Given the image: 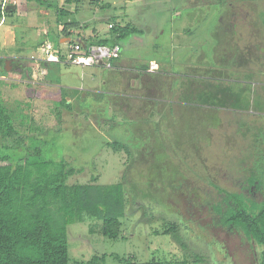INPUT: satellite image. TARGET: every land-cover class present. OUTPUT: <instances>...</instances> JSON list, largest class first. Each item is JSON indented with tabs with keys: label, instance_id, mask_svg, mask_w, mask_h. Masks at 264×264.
Returning <instances> with one entry per match:
<instances>
[{
	"label": "rangeland",
	"instance_id": "1",
	"mask_svg": "<svg viewBox=\"0 0 264 264\" xmlns=\"http://www.w3.org/2000/svg\"><path fill=\"white\" fill-rule=\"evenodd\" d=\"M48 1L55 9L58 2ZM102 1L97 12L81 11L63 21H87L78 32L100 38L111 36L110 25L123 28L131 23L126 21H132L135 33L122 42L121 62L136 60L143 66L154 61L156 73H118L129 76L124 79L129 84L125 86L123 81L120 85L111 76L115 84L101 88L102 93L95 85L97 92L88 91L87 76L72 65L66 73L51 69L45 82L41 73L44 62H40L38 73L31 77L43 81L41 86L24 83L30 79L27 75L0 80V104L10 111L18 133L15 139L21 144L19 151L28 146L38 148L46 160H65L78 170L68 180L72 185L93 183V178L95 184L104 186L128 182L129 205L119 219L120 237L103 236L98 219L84 218L71 224L70 264L102 255L107 256V264H118L116 256L142 263H181L197 256L203 261L199 264H254L255 243L217 228L211 207L225 192H238L246 168L248 174L249 169L262 168L263 151L257 148L261 137L256 132L264 129V28L259 21L264 17V0H194L185 7L182 0H170L165 7L171 8L168 12L173 23L167 20L165 34L159 36L147 24L148 15L142 13L147 5L144 0L131 4L116 0L118 5ZM230 3L236 6L232 29L205 25L203 17L214 19L220 12L229 15ZM3 5L1 54V49L7 52L4 49L9 43L17 47L37 39L43 28L51 30L47 40L54 49L61 46L52 22L55 10L42 22L47 10L34 2L3 0ZM10 6L15 10L8 12ZM188 15L196 19L188 21ZM179 21L196 25L190 38L180 36ZM138 29L144 32L141 37ZM135 39L140 42L133 43ZM13 62L15 69L24 63L28 72L36 70L33 61ZM101 95L104 98L97 100ZM229 96L235 100H226ZM64 100L66 106L71 103L69 109L60 106ZM113 140L129 146L131 154L113 152L106 145ZM16 144L12 139L4 143L9 147ZM167 227L175 230L162 233Z\"/></svg>",
	"mask_w": 264,
	"mask_h": 264
},
{
	"label": "trees",
	"instance_id": "2",
	"mask_svg": "<svg viewBox=\"0 0 264 264\" xmlns=\"http://www.w3.org/2000/svg\"><path fill=\"white\" fill-rule=\"evenodd\" d=\"M25 1L34 2L40 8H53V5L46 0ZM80 1L65 0L62 6L56 4L55 14L58 20L65 15V6H76ZM91 2L94 6H98L97 0ZM4 14L3 0H0V19ZM261 22L264 28V17L261 18ZM110 26L112 34L109 38L94 41L95 43L92 42L85 48L119 46L121 49L122 41L128 35L135 33L130 23H126V27L123 28L113 24ZM148 67L143 65L140 68L146 70ZM6 75L4 61L0 60V77ZM43 80L47 81L46 76ZM102 98H104L103 95L97 100ZM65 101L64 104L61 102L60 106L69 109L71 103L66 106ZM17 136L9 109L4 104H0V264H70L68 227L75 222H81L84 218L102 221L99 232L106 238L118 239L122 226L119 219L121 221V218L125 216V210L129 205L127 202L129 194L125 188L128 182L124 180V182L104 186L95 184L96 178H93V183L69 184V178L78 173V170L72 168L65 160L52 161L42 158L38 148L31 149L24 146L19 151L21 144L18 143V139H15ZM10 139L17 144L12 147L4 145ZM106 145L115 153L124 150L128 155L131 154L130 147L120 141H109ZM247 181L250 184L258 181L257 187L262 186L263 183L254 173ZM132 188L137 189L136 186ZM135 193L141 195L137 191ZM223 197L225 207H222L219 202L213 206L214 211L220 214V224L232 227L252 240L262 250L260 260L262 264L264 201L251 202L241 194L226 192ZM163 229L165 230L162 233H171L175 227ZM114 258L118 264H199L203 262L197 256L192 261L183 259L181 263L173 260H151L142 263L118 256ZM106 262L107 256L102 255L78 264H107Z\"/></svg>",
	"mask_w": 264,
	"mask_h": 264
},
{
	"label": "crops",
	"instance_id": "3",
	"mask_svg": "<svg viewBox=\"0 0 264 264\" xmlns=\"http://www.w3.org/2000/svg\"><path fill=\"white\" fill-rule=\"evenodd\" d=\"M46 1H48V0H46ZM56 1L58 2L57 4L59 6H62L63 2L65 0H56ZM91 1L92 0H81L76 6L70 5L68 9H67V6H65L64 10L66 11V13L62 18H60L58 20L56 15L52 18L53 19L52 22H55V24H56L55 29L57 30V37H58L59 42H60L59 44L61 45L59 47H56V49H59V50L67 49L68 46L70 45V43H72L73 41L78 43V44H81L82 47L84 48L85 46H87L88 44H90L92 42L95 43L99 40L109 38L108 36H106L104 38H100V37H98V35L96 37H94V35H96V34H93V36H90L89 34H87V32H83V33L78 32V29H82L86 26L87 21H85V22L84 21H81V22L69 21L66 23L63 21V19H65L66 17L73 19L74 15L80 13L81 11H83V12L88 11L91 13L93 11V13H94V12H97L98 9L100 10V5L102 4L103 1L98 0V6H94ZM107 1L111 2V4L107 3L109 5H118V3H120V1H116V0H107ZM140 1H143V0H140ZM144 1L147 2V5H146L145 9H142V13L144 12L148 15L147 24H149V26L152 27V28L150 27V29H152V32H154L155 35H158V36L164 35L165 34V22H167V20H168L169 23H173L172 17L170 18L171 14L168 12L169 10H171V8L165 7V6L169 5L168 3L170 0H144ZM199 1L205 3L204 0H199ZM48 2H50V1H48ZM124 2L127 4H131V3H134V0H124ZM182 2H183L184 7H185V4L189 5L190 2L194 3V0H182ZM194 5H196V4H193L192 6H194ZM71 7H73V8H71ZM46 10H47V12H43V14H42V17H43V18H41L42 22H43V19L46 18V16L50 17L51 13H53L52 11H54L55 9L51 8V9H46ZM218 14L219 15L217 17L215 16L214 19L212 17H209L207 19H205L203 17V22H205V25L212 26V24H214V25L216 24V29L222 28L223 30H227V31L232 29L234 26L233 22H232V19H233L232 14L229 13V15H228L224 12H222V13L220 12ZM78 15H80V14H78ZM35 16L38 18L39 15L36 14ZM188 16H189V17H187L189 19L188 21H192V19H196L195 17H190L191 15H188ZM107 17L108 16L105 15L103 17V19L106 20V19H108ZM220 18H222V19H220ZM125 19L131 20L128 17H125ZM248 19H249V17L246 16V20H248ZM185 20H186V18H185ZM259 21H261V19ZM126 22H131L134 25V23L132 21H126ZM203 22L202 23L198 22V24L201 25V24H203ZM131 23H130V25L132 27H134ZM179 23L181 25L180 27H182V32L180 33V36H184L185 38H187V37H189V35L191 33L192 34L194 33V32H191V30L195 29L194 28V27H196L195 24H192L191 22L188 23L186 21L183 23H181V21H179ZM224 23H225V25H224ZM64 25H66V26H64ZM261 25H262V22H261ZM145 27L146 26H144L143 28H145ZM262 27H263V25H262ZM46 30H48V31H46ZM46 30L43 28L41 33L37 32V33H40V34H38L37 39L36 38L28 39V40L24 41L23 43H20V45H18L17 47H15V46L13 47V45H11L10 43L7 44L6 48L4 49V51H7V52L3 53V51H2L3 49H1L2 54L0 53V60L4 61V66H5L6 61H8V60L10 61V64L8 65L9 71L7 72V75L5 77H0V80L6 79L9 75H23V77L28 76L30 78L29 81H26V79H25L24 83H28V85H29V82L32 84L38 83V85L41 86L43 81H40V82H42V83H40L38 80L32 79L33 77H31V76H34V73L36 74V72L38 73V69H39L38 66L41 67V65H40L41 58L40 57H39V59L37 58L38 52L40 53L41 45L44 42L49 41L47 39L49 38V35L51 34V30H49L48 28H46ZM140 32H139L140 34L138 35L139 37H141L142 34H144L143 31H140ZM42 34H44V35L42 36ZM73 37H74V40L72 39ZM11 41H12V39H10L9 42H11ZM124 41L125 40H123L122 42H124ZM139 42L140 41L138 39H135L133 43H139ZM49 43L52 44V42H49ZM129 44H131V43H129ZM52 45H54V44H52ZM121 45H122V43H121ZM121 50H122V46H121ZM30 52H31V55L29 54ZM27 53L30 55L29 57L27 56ZM13 60H15V61L16 60L33 61V62H35L33 64L36 65L37 71L36 70L34 71L33 68H31L32 66H29L31 69L29 70L30 72H28L27 67H25V65H23L24 63L22 64L21 67H18L17 69H15ZM38 60L40 62H37ZM135 61L131 60V61L121 62V55H120L119 59L113 61L114 68H115V69L112 68L113 70L106 69L102 65L95 66V67H78V66H75L74 68H79L81 70L80 73L82 75L84 74L85 76H87V79H86L87 81H85V82L88 84V86L90 85V87L88 88V91H92V92L98 91V92L102 93L103 91L102 92L100 91L101 88L102 89L104 87L106 88L111 83H114V80L111 78V76H114V79L117 78L120 82L119 81H116V82L120 83V85H123L124 82H127L125 84V86H126L129 83H128V81H126L124 79L128 78L129 76H127L125 74L132 75V74H139V73H149L147 70L148 68L146 70H141V68H140L141 65L139 64V61H136V62ZM151 63H155V62L151 61ZM69 65L70 64L66 63L65 61H61L58 64H47V63L45 64V63H43L42 70H44L46 73L44 74V71H42L41 73H43V75L45 77L46 74H48L50 71H52L51 69H53V68L59 72H61V70H63V72L66 73V72L70 71L69 67H68ZM72 66H74V65H72ZM157 66H158V64H157ZM123 68H125V71ZM110 70H111V72H110ZM156 72L157 71H155L153 73H156ZM27 73H29V74H27ZM118 73H125V74L120 75ZM149 74H152V73H149ZM7 80H10V78L8 77ZM14 81H16V80H14ZM114 84H112V85H114ZM94 85L99 88L97 91L96 90L94 91V88H95Z\"/></svg>",
	"mask_w": 264,
	"mask_h": 264
},
{
	"label": "built area",
	"instance_id": "4",
	"mask_svg": "<svg viewBox=\"0 0 264 264\" xmlns=\"http://www.w3.org/2000/svg\"><path fill=\"white\" fill-rule=\"evenodd\" d=\"M111 28V26H109ZM41 62L47 64H58L61 62V57L64 56V61L70 65L78 67H95L102 65L106 69H112V62L120 57L121 49L119 46L107 48L104 46H89L81 47L78 43H70L67 49L61 51L54 49V46L45 42L41 45ZM113 60V61H112ZM37 62H40L39 60ZM158 66L155 63H150L148 72L157 71Z\"/></svg>",
	"mask_w": 264,
	"mask_h": 264
},
{
	"label": "flooded vegetation",
	"instance_id": "5",
	"mask_svg": "<svg viewBox=\"0 0 264 264\" xmlns=\"http://www.w3.org/2000/svg\"><path fill=\"white\" fill-rule=\"evenodd\" d=\"M229 5L232 8V12H230V13L234 17L236 15V12L233 9L236 8V6H235L234 3L233 4L230 3ZM204 93H206V92H204ZM226 100L233 101V100H235V98L233 96H229V97H226ZM234 110H236V109L234 108ZM241 111H243V110H241ZM262 112H264V111H262ZM256 114L260 116L259 113H256ZM261 116L263 117V120H264V113H262ZM256 133L260 134V137H261V139H257V142H258L257 148L260 151H263V154H262L263 155V159H261L262 168H261V166H259V168H261V169L258 170V171H255V170L251 171V169H249V174H248V169L246 168L247 171H245V173L240 176L241 181H240V184L238 186L239 190H238V192L233 193V194H241L242 196H244L247 200H249L251 202L261 203V202L264 201V129L262 131H260V129H259L258 132H256ZM242 163H246L245 166H249L250 165V161H243ZM255 165H256V163H255ZM252 173H254L255 176H257V177H260V179L263 181L262 186L257 187L258 186V181H256L254 184H250L247 181ZM232 174L234 175V173H232ZM181 185L182 184L179 183V186H181ZM223 198L224 197H222V199H220V201H218V202L222 205V207H225V203L223 202V200H224ZM213 206H215V204L212 205L211 211L213 213H215L214 220L216 221L215 224H216L217 228L226 229L229 232L234 231V233H237L239 235H243L246 238V236L242 232H240V231H238L236 229H233L232 227H225V226L221 225L220 224V214H217V212L214 211V207ZM199 208L201 209L200 206H199ZM246 239L248 241H250V242H253L252 240H249L248 238H246ZM261 251L262 250L260 248H257V252H256V250L254 251V256H255L254 264H261V262H260L261 254H262Z\"/></svg>",
	"mask_w": 264,
	"mask_h": 264
},
{
	"label": "water",
	"instance_id": "6",
	"mask_svg": "<svg viewBox=\"0 0 264 264\" xmlns=\"http://www.w3.org/2000/svg\"><path fill=\"white\" fill-rule=\"evenodd\" d=\"M8 12L9 11H13V10H15V7L14 6H10V7H8ZM10 64V61L8 60V61H6V63H5V71L6 72H8L9 71V68H8V65ZM262 264H264V254H263V259H262Z\"/></svg>",
	"mask_w": 264,
	"mask_h": 264
}]
</instances>
